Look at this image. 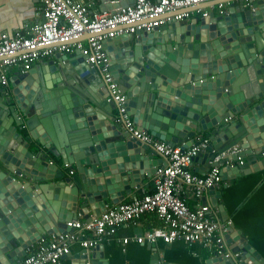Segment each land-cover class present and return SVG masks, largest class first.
<instances>
[{
	"label": "water",
	"instance_id": "95a60500",
	"mask_svg": "<svg viewBox=\"0 0 264 264\" xmlns=\"http://www.w3.org/2000/svg\"><path fill=\"white\" fill-rule=\"evenodd\" d=\"M223 2L230 4L219 14L141 29L105 44L138 128L183 147L207 135L210 143L196 158L207 166L217 154L240 148L220 161H245L223 167L227 180L228 170L246 174L258 162L264 168V0ZM86 59L78 50L58 52L8 86L0 81V264H18L41 238L73 231L69 223L79 216L90 220L88 207L99 215L108 203L121 202L161 162L151 145L118 121L120 105L109 100L105 74ZM52 156L75 166L77 176L66 177ZM241 242V264H264ZM73 259L103 264V245ZM152 263L159 264L157 254Z\"/></svg>",
	"mask_w": 264,
	"mask_h": 264
},
{
	"label": "built area",
	"instance_id": "2783aa9c",
	"mask_svg": "<svg viewBox=\"0 0 264 264\" xmlns=\"http://www.w3.org/2000/svg\"><path fill=\"white\" fill-rule=\"evenodd\" d=\"M42 20L30 26L26 33L15 35L0 33V81L8 86L7 72L19 66L22 72L36 63H43L56 53L81 51L91 66H100L105 74L112 96L120 105L121 118L126 130L138 140L147 143L161 156L156 165L153 189L130 201L108 203L99 215L90 220L75 219L69 223L74 228L67 233H53L41 238L28 248L18 264H62L72 253V246L79 243L82 249L92 251L113 235L124 224L138 225L146 214H154L159 224L152 226L142 238L149 244L163 241L167 244L183 241L201 243L211 256L238 260L242 251L237 250L231 235L234 224L222 219L219 206L205 199L211 189L218 192L229 183L223 177V167L243 165L245 161L228 159L224 166L220 161L228 154L239 151L236 147L229 153L217 154L210 160L205 174L192 170L198 155L210 143L208 136L200 137L198 143L183 147L171 145L146 130H140L127 109V98L111 71V59L105 42L109 39L134 34L138 30H153L173 21H185L193 9L203 17L210 14L201 6L218 2L221 9L224 0H136L129 5H118L109 10H98L93 2L85 0H41ZM257 0H247L253 2ZM223 6V7H222ZM220 9V10H221ZM69 173L76 169L64 163ZM187 192L196 199L194 205L187 202ZM233 243V244H232ZM242 243V242H241Z\"/></svg>",
	"mask_w": 264,
	"mask_h": 264
},
{
	"label": "crops",
	"instance_id": "0c3cea01",
	"mask_svg": "<svg viewBox=\"0 0 264 264\" xmlns=\"http://www.w3.org/2000/svg\"><path fill=\"white\" fill-rule=\"evenodd\" d=\"M85 1L93 2L96 9L104 11L112 9L118 4L124 6L132 4L136 0H118V4L112 3V0ZM245 1L247 2V0ZM226 4L229 7L230 3L227 2ZM41 6V0H0V33L8 35H15L17 32L26 33L30 26L42 20ZM201 8L209 10L210 13L215 11L219 14L221 6L208 3L203 4ZM192 11L191 17L182 22H189L192 19L202 17V14L198 13L195 8ZM38 64L39 62L34 66ZM20 72L22 71L19 66L11 67L8 70L9 84ZM20 132H24L25 136L29 137L28 131L21 126ZM156 157L161 158L159 154ZM51 159L58 162L59 168L63 169L66 177L77 176V171L74 175L69 173V168L63 166L62 159H58L56 156H52ZM206 166L207 162L203 164L196 160L192 170L201 173V170L209 169V166ZM73 168L76 169L75 166ZM251 168V172L240 175L231 170L226 171L227 183L229 184L223 187L219 193L207 192L205 199L210 201L211 197V199L218 201V206H224L225 215L220 209L219 216L222 219L232 220L235 230L231 238L236 240L234 244L237 245L243 239L264 259V168L260 162L258 165L254 163ZM153 179L154 175L150 177L143 175L139 186H134L132 192L126 194L121 202L130 201L145 192L151 191L154 186ZM73 184L75 185V182L71 185ZM187 202L190 205L196 203V199L188 192ZM86 212L93 216L92 208L88 207ZM78 219L85 220L83 216H79ZM158 224L159 220L154 214H146L141 218L138 225H122L115 234L104 240L102 244L104 259L98 260L103 264H153V255L157 254L159 264H205V260L211 256L200 243L188 244L183 241H176L167 244L160 240L155 244V247L151 246L142 236L152 226ZM36 244L37 242L34 243V245ZM82 250L79 243L74 244L70 254L72 258L66 257L62 264H73V257Z\"/></svg>",
	"mask_w": 264,
	"mask_h": 264
},
{
	"label": "bare ground",
	"instance_id": "6f19581e",
	"mask_svg": "<svg viewBox=\"0 0 264 264\" xmlns=\"http://www.w3.org/2000/svg\"><path fill=\"white\" fill-rule=\"evenodd\" d=\"M242 241H244L243 239H242ZM201 244V243H200ZM239 246H243V244L241 243V241H240V244H239ZM230 259V258H229Z\"/></svg>",
	"mask_w": 264,
	"mask_h": 264
},
{
	"label": "trees",
	"instance_id": "16d2710c",
	"mask_svg": "<svg viewBox=\"0 0 264 264\" xmlns=\"http://www.w3.org/2000/svg\"><path fill=\"white\" fill-rule=\"evenodd\" d=\"M54 161H56V160H54Z\"/></svg>",
	"mask_w": 264,
	"mask_h": 264
}]
</instances>
